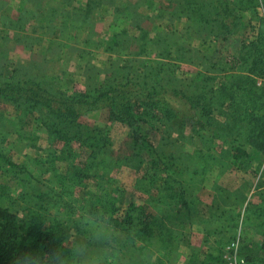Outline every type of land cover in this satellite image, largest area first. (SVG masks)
I'll return each instance as SVG.
<instances>
[{"label": "rangeland", "instance_id": "1", "mask_svg": "<svg viewBox=\"0 0 264 264\" xmlns=\"http://www.w3.org/2000/svg\"><path fill=\"white\" fill-rule=\"evenodd\" d=\"M231 1L243 3L246 0ZM195 2L206 5L210 1L0 0V84L27 79L38 85L44 101H56V96L60 95L95 94L112 81L121 88L129 83L132 84L127 88L135 84L143 89L148 83L162 87L167 84L168 91L177 88L187 95H198L203 91L202 76L213 77L215 83H219L232 73L229 61L242 52V46L261 33L264 36V24L260 23H264V0H258L262 6L256 9L245 3L250 10L241 13L243 19L246 18L243 22L253 12L259 13L258 18L251 21L250 27L241 28L228 39L221 38L217 27L212 33H195V24L190 27L193 33L190 34L185 13ZM206 11L207 8L203 10ZM164 29L177 38L166 42L170 45L157 43L162 40L157 36L163 34ZM160 64L161 68L155 71ZM255 80L256 86L261 88L257 94L261 95L264 78ZM164 98L177 109L169 93H165ZM43 111L47 110L33 109L28 113L13 103L0 102V152L8 162L20 166L13 171L15 174L8 166L0 165V184L9 186L7 190L14 202H28L27 195L38 192L49 193L55 182L51 174H44L45 168L55 166L62 172L67 166L66 156L60 151L63 144L47 132L58 119L50 118ZM75 121L77 138L92 133L96 143L101 142L110 151V162H122L124 156L129 155L133 134L127 126L111 120L106 110L89 111ZM151 124L142 126L139 135L145 136L152 147L164 144L167 139L169 146L179 153L192 151L196 146L205 148L198 141H185L190 137V129L178 120L162 124L152 121ZM72 146L77 154L74 163L80 164L89 148L80 142H73ZM50 160L54 165H50ZM240 162L243 163L225 165L222 170L213 169L206 175L199 194L203 205L197 209L207 216L210 211L217 213L212 202L219 205L235 202L237 228L230 234L239 238L240 255L247 264H264V225H258V213H254L255 206H264V161L261 157H252ZM139 176L127 166L109 173L108 191H114L120 198L118 216L125 217L129 204L143 207L147 204L154 215H159L158 206L134 193ZM84 184L63 198L64 202L77 201V211L97 193L91 179ZM259 213L264 217V209ZM173 222V226L190 235L195 247L201 246L203 235L197 226L188 227L179 219ZM138 246H141L139 242ZM155 246L153 241L149 243L155 256L154 264H186L188 261L190 252L184 247L167 261Z\"/></svg>", "mask_w": 264, "mask_h": 264}, {"label": "trees", "instance_id": "2", "mask_svg": "<svg viewBox=\"0 0 264 264\" xmlns=\"http://www.w3.org/2000/svg\"><path fill=\"white\" fill-rule=\"evenodd\" d=\"M209 1L206 5L195 2L193 8L187 7L189 11L185 17L189 28L195 24V33H212L217 27L222 39L230 38L258 18L259 13L253 12L243 22L246 18L243 19L241 13L250 10L246 2L251 9L262 6L258 0L243 3ZM205 8L208 11L203 12ZM190 34H193L191 28ZM259 35L242 46V52L229 61L233 71L219 83L216 84L213 77L202 76L203 91L198 95H187L177 88L168 91L167 84L162 87L148 83L147 88L143 89V86L135 84L127 88L132 84L129 83L121 88L120 84L112 81L95 94L60 95L56 96V101H44L39 95L38 85L27 79L0 84V102L13 103L28 113L33 109L45 108L47 111L44 113L58 119L57 124L49 127L48 130H51L47 132L56 142L63 144L60 151L67 159V166L62 172L55 166L45 168L44 174L52 175L55 186L49 193L30 195L32 199L27 195L28 202H14L7 190L9 186L0 184V264H12L14 255L28 247H55L65 226L60 218L70 219L77 213L78 202H64L63 198L70 196L75 188L84 187L83 183L90 179L97 193L89 197L83 206L87 204L92 208L105 209L124 228L135 226L144 243L149 246L153 241L167 261L184 247L190 252L186 264H226L223 259L225 246L239 240L235 234H230L237 228L234 220L238 207L235 202L220 205L212 202L217 213L210 211V215L204 216L199 211L203 205L199 194L206 175L213 169L222 170L225 165L242 164L241 160L252 157H261L264 161V87L261 95H258L261 88L256 86L255 80L264 78V36L262 33ZM159 36L162 37L157 42L159 45H170L166 42L177 39L165 29ZM171 67V64L168 65L169 71ZM159 68L161 64L154 70L158 71ZM165 93L175 99L172 102L178 105L177 109L165 100ZM92 110H106L111 120L127 126L133 134L131 151L122 162H110V151L101 142L96 143L92 133L91 136L77 138L75 120ZM171 120H178L190 129V137L185 141H198L205 148L196 146L192 151L182 150L179 153V150L169 146L167 139L164 144L152 147L145 136L139 135L141 127L152 125V121L162 124ZM73 142H80L89 148L80 164L74 163L77 154L73 150ZM246 149H250V152ZM51 164L54 165L52 160ZM0 165L8 166L9 171L15 174L13 171L20 168L8 162L2 152ZM121 166L130 167L140 174L134 193L144 198L145 202L158 206L159 215H154L147 204L144 207L129 204L125 217L118 216L120 198L114 191H108V180H111L109 173ZM262 209V205L254 207V213H258L256 216L260 220L259 226L264 225V217L259 213ZM245 212L244 219L247 218ZM175 219L188 227L197 226L203 235L200 247L192 244L190 235L173 226Z\"/></svg>", "mask_w": 264, "mask_h": 264}, {"label": "clouds", "instance_id": "3", "mask_svg": "<svg viewBox=\"0 0 264 264\" xmlns=\"http://www.w3.org/2000/svg\"><path fill=\"white\" fill-rule=\"evenodd\" d=\"M60 222L65 226L55 247L20 250L12 264H154L153 250L138 230L122 227L101 207L85 204Z\"/></svg>", "mask_w": 264, "mask_h": 264}, {"label": "built area", "instance_id": "4", "mask_svg": "<svg viewBox=\"0 0 264 264\" xmlns=\"http://www.w3.org/2000/svg\"><path fill=\"white\" fill-rule=\"evenodd\" d=\"M223 259L226 264H247V261L240 255L239 240L225 246Z\"/></svg>", "mask_w": 264, "mask_h": 264}, {"label": "crops", "instance_id": "5", "mask_svg": "<svg viewBox=\"0 0 264 264\" xmlns=\"http://www.w3.org/2000/svg\"><path fill=\"white\" fill-rule=\"evenodd\" d=\"M205 203H209V202H205Z\"/></svg>", "mask_w": 264, "mask_h": 264}]
</instances>
